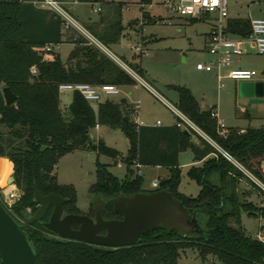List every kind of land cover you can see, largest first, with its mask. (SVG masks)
Instances as JSON below:
<instances>
[{"label":"trees","instance_id":"obj_1","mask_svg":"<svg viewBox=\"0 0 264 264\" xmlns=\"http://www.w3.org/2000/svg\"><path fill=\"white\" fill-rule=\"evenodd\" d=\"M104 4L106 0H77ZM150 0H140L146 4ZM120 10L121 5L116 7ZM116 9V10H117ZM115 18L100 16L85 29L106 47L119 41L122 33L120 14ZM146 23L154 20L142 11ZM193 20V19H191ZM155 22V21H154ZM231 31L248 34V21L232 19ZM63 24L54 12L35 8L28 0H0V87H8L15 100L6 104L0 92V157L12 163L14 184L21 190L14 210L22 214L26 207L34 213L38 205L33 201V184L41 194L57 193L66 199L63 212L82 213L76 206V192L71 185L59 184L55 176L58 159L75 149L91 150L112 158L118 152L105 145L102 139L89 138V130L96 124L122 131L128 149L122 157L126 166L124 177L118 178L107 170L106 164L96 161L95 180L88 192L93 198L107 200L104 219L118 218L112 199L120 194L166 190L180 200L190 214L203 217L200 233L183 234L161 227L141 234L136 244L99 252L82 241L59 238L47 230L52 205L41 221L24 228L35 254L36 264H178L179 252L196 248L201 255H213L220 264H264V244L253 239L241 226L242 212L264 219V206L247 199L249 188L242 189L243 181L254 186L252 180L222 151L230 154L247 172L264 183V126L236 127L219 132L211 108L201 109L191 91L183 85H169L177 93L175 106L201 132L186 131L176 124H137L130 118L125 99L118 102L103 98L96 107L77 91H72L66 108L60 105V83H110L118 86L135 84L114 60L83 35L70 36L73 44L62 60L54 50L44 53L42 48L63 42ZM70 29V28H68ZM45 54H48L45 57ZM130 66L142 78L144 70L138 63ZM31 68L35 72H31ZM128 116V121L125 117ZM190 150L195 161L187 175L199 186L196 195L178 191L180 168L178 156ZM134 162L142 167L160 166L168 175L158 180L153 189H143V175L134 172ZM93 214V203L90 207ZM1 264V262H0Z\"/></svg>","mask_w":264,"mask_h":264},{"label":"rangeland","instance_id":"obj_2","mask_svg":"<svg viewBox=\"0 0 264 264\" xmlns=\"http://www.w3.org/2000/svg\"><path fill=\"white\" fill-rule=\"evenodd\" d=\"M108 1H111V5ZM112 1L121 5L120 10L115 8L116 4ZM158 1L160 0H153V3ZM247 1H250L249 7L241 8L237 13L240 16H259L262 8L261 3L255 2L256 0ZM98 4L102 8L100 12H93L91 8L93 4L87 2L75 5L66 4L64 7L84 28L88 22L97 20L108 12L111 13V18H115L114 10L117 9L116 13L120 14L122 33L119 41L108 45L107 48L129 66L130 62L137 60L145 71L150 87L154 90L152 93L146 87L126 86V88H121L120 94L108 97L110 100L117 101L124 97L123 92H125V98L129 102L138 104L136 114L133 113V107H129L132 120L137 117L146 124L153 123L157 119L163 124L175 122V116L164 105L160 97L175 105L176 91L169 85H183L189 90L191 88V93L193 92L192 94L201 103H220L222 118L227 125L233 127L264 125V96H242L238 89H234V85L230 81L225 82L224 87L218 90L217 81L213 74L200 72L196 69V63L204 61V36L210 29V22L191 20L154 4L146 11L155 22L146 23L141 16L143 7L140 0H106L105 4ZM80 32L77 28L63 29L65 39L79 35ZM137 42L142 44L145 53L137 54V51L130 48L132 44ZM71 47L70 43L61 42L52 46V51L54 50L64 60ZM139 55L141 57L137 58ZM47 56L48 54H45V57ZM235 66L254 69L257 71L256 78L264 79V54H256L252 51L242 54L240 55V62L236 63ZM133 78L136 80L135 77ZM71 97L70 91L60 92L59 98L62 108L68 106ZM92 106L96 107V103ZM244 109H247L252 115L251 118L244 115ZM196 132L205 136L200 130ZM89 138L94 141L99 138L102 139L105 145L114 148L118 155L112 158L91 150L75 149L58 159L54 171L59 184L71 185L75 189L76 206L82 213H90V207L94 201L88 192V188L95 180L96 161L106 164L107 170L118 178L124 177L126 173V166L122 157L127 152L128 140L120 129L109 128L106 125H101L100 128L93 127L89 130ZM190 162H192L191 151L188 149L181 151L178 158L180 168L178 191L194 196L198 193L199 186L186 173L190 167ZM141 170L144 179L143 189L145 190L153 189L151 180L154 177L160 180L166 175L165 169L145 167ZM134 172L136 174L135 167ZM11 177H13L11 173L8 174L7 178L3 177L0 185L5 186L10 183ZM241 188H250L247 199L255 205L264 206V195L259 193L254 186L243 181ZM240 220L242 228L247 233H252L259 223L257 215H249L246 212L241 213ZM200 221H203L201 216ZM262 224L264 225V219ZM177 262L178 264H220L211 254L201 257L196 248L181 250Z\"/></svg>","mask_w":264,"mask_h":264},{"label":"built area","instance_id":"obj_3","mask_svg":"<svg viewBox=\"0 0 264 264\" xmlns=\"http://www.w3.org/2000/svg\"><path fill=\"white\" fill-rule=\"evenodd\" d=\"M28 1L37 9H45L56 13L61 18L64 29L77 28L91 44L95 45L114 60L128 74L135 77L138 82L146 85L131 66L127 65L123 60L110 52L105 45L84 30L78 21L68 13L64 6L68 3L75 5L79 3L77 0H68L67 2L62 0ZM255 2H259L262 5V8L260 9L261 14L257 17H252L250 15L240 16L237 13L239 9H246L249 7L250 1L247 0H160L156 3H153V0H150L149 3L142 4V11L147 12V8H151L156 4L180 16H185L193 20L210 22V29L204 36V50L209 55V59L197 62L195 67L197 70L207 72L214 71L219 86L222 87L223 83L221 80L224 78L235 82L252 81L256 78V70L235 66L236 63L240 62V55L242 54L250 51L256 54H264V0H256ZM92 11H100L98 3H93ZM142 19L144 18L142 17ZM232 19H244L248 21V34L232 33V27L230 25ZM130 48L137 51V54L146 52L142 44L138 42L132 44ZM51 50V44H47L42 48L44 53L50 52ZM31 72L34 73L35 69L31 68ZM58 91H77L88 103L94 104L103 98L118 95L120 93V86L110 83L95 85L85 82H72L60 83L58 85ZM0 92L2 93L1 87ZM161 100L175 116L174 124L186 131H189L190 129L194 131L199 130L196 125L175 105H172L164 98H161ZM132 107L133 113L136 114L138 104L134 103ZM211 116L216 119L219 132L225 135L227 130L225 129L223 122L217 118L214 111H211ZM134 122L139 124L137 117L134 119ZM157 124H159V121ZM94 127L97 128L98 124ZM204 137L207 138L206 136ZM221 153L226 159L239 167L252 180L254 187L258 192L264 195V183L247 172L230 154L222 150ZM133 166L136 168V174L139 176L142 175V166L137 162H134ZM151 185L153 188L157 187L158 180H152ZM21 193V190L14 184V182H10L5 186L0 185V202L19 223H23L24 218L22 214L20 215L15 212L14 204L19 200ZM24 212L33 214L30 206L26 207ZM262 220L263 218L259 216L257 228L249 234L253 239L264 244V225L262 224Z\"/></svg>","mask_w":264,"mask_h":264},{"label":"water","instance_id":"obj_4","mask_svg":"<svg viewBox=\"0 0 264 264\" xmlns=\"http://www.w3.org/2000/svg\"><path fill=\"white\" fill-rule=\"evenodd\" d=\"M135 67V63L132 64ZM263 95L262 82L241 83V94ZM6 104L15 100L8 87L2 88ZM128 121V116L125 117ZM202 136V135H201ZM14 178L11 177V183ZM33 201L38 205L33 213L23 212L24 222L19 223L0 202V262L1 264H36V254L24 233V228L41 221L49 206L51 213L43 226L59 238H67L93 245L103 253L137 243L141 234L156 227L178 230L183 234L200 233V216L190 214L182 202L166 190L117 195L112 199L113 211L120 218L104 219L107 200L96 196L93 201V218L83 213L63 214L66 199L57 193L41 194L33 184ZM78 224L72 229L71 224ZM104 231V234L101 232Z\"/></svg>","mask_w":264,"mask_h":264},{"label":"crops","instance_id":"obj_5","mask_svg":"<svg viewBox=\"0 0 264 264\" xmlns=\"http://www.w3.org/2000/svg\"><path fill=\"white\" fill-rule=\"evenodd\" d=\"M62 1H65V2H67L68 0H62ZM111 1H108V3H109V5H111V3H110ZM113 3H115L114 1H112ZM79 3H83V2H79ZM106 3V2H105ZM104 3V4H105ZM78 4V3H77ZM91 4V3H90ZM116 4V3H115ZM67 5H72V4H67ZM103 5V4H102ZM117 5V4H116ZM93 6V5H92ZM92 6H91V8H92ZM111 8V7H110ZM102 10V8H101V6H100V11ZM99 11V12H100ZM113 11V10H112ZM105 17H106V19H110L111 18V13H107V14H105L104 15ZM98 20V19H97ZM97 20H94V21H91V22H88V24L89 23H92V22H95V21H97ZM79 23V22H78ZM80 24V23H79ZM81 25V24H80ZM81 27L84 29V30H86L82 25H81ZM87 31V30H86ZM88 32V31H87ZM63 42L64 43H70L71 44V46L73 47V44L71 43V42H69V41H67L65 38H64V35H63ZM72 47H71V49H72ZM70 49V50H71ZM204 49V48H203ZM203 56H204V60H207V59H209V55L206 53V51L204 50V52H203ZM118 57V56H117ZM137 57V56H136ZM141 56L139 55V57H137V58H140ZM120 58V57H119ZM133 63H138V61L137 60H135ZM139 65H140V63H138ZM140 67H141V65H140ZM142 68V67H141ZM143 69V68H142ZM144 70V69H143ZM198 71H200V72H202L203 70H198ZM203 72H205V73H208V74H213L214 75V77L216 78V81H217V88H218V90H221L223 87H224V83L225 82H227V81H230V82H232L233 83V85H234V89H238V91H239V93L241 94V92H240V88H241V83H243V82H251V83H256V82H262L263 83V95L262 96H264V79H261V78H255L254 80H252V81H241V82H235V81H233V80H230V79H227V78H224L223 80H221V82L223 83V86L222 87H220L219 86V82H218V80H217V77H216V74H215V72L214 71H212V72H207V71H203ZM145 83H146V85H148V86H146V85H143L141 82H138L137 81V83L136 84H133V85H126V86H128V87H131V86H135V87H137V86H140V87H146V88H148L152 93L154 92V90L152 89V87H150V83L147 81V79H146V76H145V71H144V78L142 79ZM126 86H120V93H121V91H122V87L124 88H126ZM190 88V87H189ZM190 90H191V88H190ZM192 91V90H191ZM119 93V94H120ZM193 93V92H192ZM242 96H250V97H258V96H256L255 95V93H254V89L252 88V91H251V93H246V94H241ZM123 98H120L119 100H121V99H125V101H126V104L130 107H132V105L134 104V103H132V102H129L126 98H125V96H126V93L125 92H123ZM193 96L195 97V99L197 100V102H198V104H199V106H200V108L201 109H208V108H211L212 109V111H214L215 113H216V116H217V118L219 119V120H221L222 122H223V124H224V127L227 129V128H229V127H233V126H230V125H227V124H225L224 123V121H223V118H222V112H221V110H220V103H218V102H215V103H209V104H204V103H201L200 102V100H198L197 98H196V96L193 94ZM261 96V97H262ZM163 99V97H160V99ZM119 100H117V101H115V102H118ZM162 101V100H161ZM176 101H177V93H176ZM176 101H175V103H176ZM163 102V101H162ZM165 105V104H164ZM244 115L247 117V118H251L252 117V115L247 111V109H244ZM138 121H139V124H146V123H143L141 120H139L138 119ZM159 121V124H157V122ZM171 124H174V122H172V123H167V124H163L159 119H157V120H155V122H153V123H150V124H148V125H171ZM229 124V123H228ZM100 126L101 125H98V127L97 128H100ZM261 126H264V125H261ZM261 126H259V127H261ZM236 128H239L241 131H243L245 128H247V127H236ZM192 153V152H191ZM178 158H179V156H178ZM201 162L200 161H195L194 160V158H193V154H192V162H190L189 164H190V166L191 165H197V164H200ZM263 164H264V161H263ZM1 166H3V167H1ZM9 166V167H8ZM1 168H2V170L3 169H5V173H1L0 172V181H1V179L3 178V177H8V174H12V163L10 162V160L7 158V157H5V156H2V157H0V170H1ZM142 168H145V167H142ZM148 168H150V169H165L166 170V175L164 176V177H166L167 175H168V169L167 168H165V167H160V166H150V167H148ZM1 170V171H2ZM142 175H143V173H142ZM163 177V178H164ZM156 178L154 177L152 180H155ZM152 180H151V182H152ZM2 186V185H1ZM249 191H250V188H249V190H248V193H249Z\"/></svg>","mask_w":264,"mask_h":264},{"label":"flooded vegetation","instance_id":"obj_6","mask_svg":"<svg viewBox=\"0 0 264 264\" xmlns=\"http://www.w3.org/2000/svg\"><path fill=\"white\" fill-rule=\"evenodd\" d=\"M63 214H65V213L63 212ZM83 214H86V215H88V216H90V217L93 218V214L91 215V214H89L88 212H87V213H83ZM118 218H120V217H118ZM118 218H117V219H118ZM111 219H115V218H111ZM78 226H79V225L76 224V223L71 224V228H72V229H77ZM104 233H105L104 231L101 232V234H104Z\"/></svg>","mask_w":264,"mask_h":264},{"label":"bare ground","instance_id":"obj_7","mask_svg":"<svg viewBox=\"0 0 264 264\" xmlns=\"http://www.w3.org/2000/svg\"><path fill=\"white\" fill-rule=\"evenodd\" d=\"M1 167H3V166H1ZM1 170H2V168H1ZM1 170H0L1 173H5V169H3L2 171Z\"/></svg>","mask_w":264,"mask_h":264}]
</instances>
